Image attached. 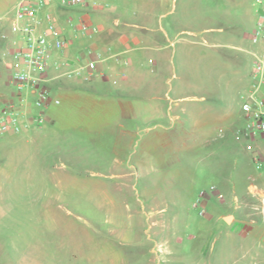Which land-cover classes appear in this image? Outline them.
I'll use <instances>...</instances> for the list:
<instances>
[{"label":"rangeland","instance_id":"1","mask_svg":"<svg viewBox=\"0 0 264 264\" xmlns=\"http://www.w3.org/2000/svg\"><path fill=\"white\" fill-rule=\"evenodd\" d=\"M159 12L155 27L163 25L169 38L160 49H136V66L160 69L162 101L184 108L183 146L149 152L147 134L131 141L122 132L129 123L113 109L98 112L103 119L96 125L84 123L97 129L87 133L80 163L56 152V166H0V264H195L200 246L192 236L222 225L215 219L223 203L209 191L218 187L211 168L224 154L239 164L250 158L235 131L247 118L242 103L253 58L241 47L250 45L258 6L255 0H166ZM201 16H215L210 26L228 39L216 43ZM26 103L34 107L31 97ZM62 159L67 166H58ZM246 177L249 192L256 180ZM202 190L204 214L194 205Z\"/></svg>","mask_w":264,"mask_h":264},{"label":"crops","instance_id":"2","mask_svg":"<svg viewBox=\"0 0 264 264\" xmlns=\"http://www.w3.org/2000/svg\"><path fill=\"white\" fill-rule=\"evenodd\" d=\"M11 1V6L9 0L0 1V14L12 12L20 0ZM96 1L99 2L96 6L63 7L57 0H50L43 10L42 15L51 11L61 22L71 55L88 58V52L93 51L92 56L98 60L97 73L89 81L53 79L51 92L60 98V103L50 102L42 125L20 132L0 133V166H51V156L56 152L70 163H80L87 133L97 129V126L87 128L84 123L89 119V123L96 125L103 119L96 115L98 112L107 114L113 109L118 111L120 121L129 123L122 132L131 141L137 139L141 132L147 134L143 147L149 152L161 154L167 152L169 146L177 149L183 146L184 128L180 114L184 108L166 107L162 101L160 69L144 71L136 66V49H160L162 38H169L170 33L163 25L155 27L156 19L161 16L159 10L166 0H110V7L101 3L105 0ZM69 16H83L98 29L91 34L73 29L67 24ZM214 18L201 16L200 21L203 31L212 33L210 37L219 44L228 38L221 34L219 27L210 26ZM138 28H144V31ZM6 33L5 37H0V111L6 99H17L15 88H10V85L14 87L10 81V63L16 36L8 23ZM241 48L248 51L251 44ZM50 72L54 73V70ZM30 97L33 100L34 97ZM58 105L61 106L58 108ZM73 110H77L78 114L72 115ZM86 113L90 116H85ZM197 123L199 127L201 122ZM90 135L96 138L92 133ZM68 138H73L71 144ZM228 160L227 154H224L211 168V172L218 177L217 188L224 194L221 199L223 208L215 219L222 225L199 229L198 234L192 236L200 246L193 262L264 264V213L259 209L260 199L251 196L244 180L247 174L246 178L255 179L264 188V170L251 169L255 166L251 156L241 164ZM137 164L143 166L142 161ZM52 166H56L55 163ZM58 166L67 165L62 159ZM221 174H229L233 180L227 181L220 177ZM217 245L223 248L218 249Z\"/></svg>","mask_w":264,"mask_h":264},{"label":"built area","instance_id":"3","mask_svg":"<svg viewBox=\"0 0 264 264\" xmlns=\"http://www.w3.org/2000/svg\"><path fill=\"white\" fill-rule=\"evenodd\" d=\"M50 0H20L12 12L0 14V37L6 36V23L15 34L14 50L10 63V81L14 85L17 99L8 98L0 111V133L20 132L45 122L46 109L50 102L60 103V98L51 92L53 79L68 78L89 81L97 73V58L88 52L84 55H71L68 51L69 40L63 33L61 22L51 11L43 10ZM63 7L96 6V0H57ZM258 6V19L248 38L252 55L251 82L244 94L242 109L246 112L245 122L238 126L235 135L245 141V148L257 169L264 170V0H255ZM67 24L73 29L91 34L97 25L85 17L69 16ZM53 69L54 73L50 70ZM33 96L34 107H27L26 99ZM218 198L224 194L214 185L209 187ZM249 192L261 201L264 213V188L255 181L249 183ZM206 190L200 192L194 203L201 214L202 198ZM237 201V199H235Z\"/></svg>","mask_w":264,"mask_h":264}]
</instances>
